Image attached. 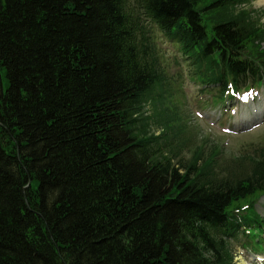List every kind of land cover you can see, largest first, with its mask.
Masks as SVG:
<instances>
[{
    "label": "trees",
    "instance_id": "obj_1",
    "mask_svg": "<svg viewBox=\"0 0 264 264\" xmlns=\"http://www.w3.org/2000/svg\"><path fill=\"white\" fill-rule=\"evenodd\" d=\"M263 18L253 0H0V264H235L261 240L264 148L178 151L159 36L225 104L264 85Z\"/></svg>",
    "mask_w": 264,
    "mask_h": 264
},
{
    "label": "rangeland",
    "instance_id": "obj_2",
    "mask_svg": "<svg viewBox=\"0 0 264 264\" xmlns=\"http://www.w3.org/2000/svg\"><path fill=\"white\" fill-rule=\"evenodd\" d=\"M253 7L264 12V0H253ZM264 23V18H263ZM160 37L159 49L163 54L166 72L165 107L182 120L184 135L176 140L178 151L190 156L197 147L206 153L219 149L218 162L225 166L228 160L256 149L264 148V85L245 89L225 104L216 103L213 94L204 92L202 84L191 75L179 49ZM156 91L145 104V115L152 118V129H156V114L162 108ZM169 113H171L169 111ZM157 131V130H155ZM159 132V131H157ZM159 134V133H158ZM258 214L264 218V195L256 205ZM244 247L242 242L234 246L235 264H264V232Z\"/></svg>",
    "mask_w": 264,
    "mask_h": 264
},
{
    "label": "bare ground",
    "instance_id": "obj_3",
    "mask_svg": "<svg viewBox=\"0 0 264 264\" xmlns=\"http://www.w3.org/2000/svg\"><path fill=\"white\" fill-rule=\"evenodd\" d=\"M242 264H245V263H242Z\"/></svg>",
    "mask_w": 264,
    "mask_h": 264
}]
</instances>
